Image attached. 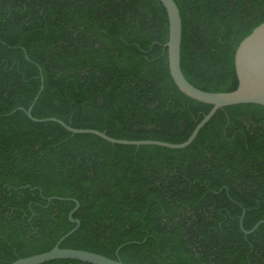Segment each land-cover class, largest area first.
<instances>
[{"label": "trees", "instance_id": "trees-1", "mask_svg": "<svg viewBox=\"0 0 264 264\" xmlns=\"http://www.w3.org/2000/svg\"><path fill=\"white\" fill-rule=\"evenodd\" d=\"M180 68L194 87H237L234 53L264 0H173ZM159 0H0V264L59 245L124 264H264V107L218 109L168 71ZM61 198V199H59ZM43 264H88L53 260Z\"/></svg>", "mask_w": 264, "mask_h": 264}, {"label": "water", "instance_id": "water-1", "mask_svg": "<svg viewBox=\"0 0 264 264\" xmlns=\"http://www.w3.org/2000/svg\"><path fill=\"white\" fill-rule=\"evenodd\" d=\"M162 4L168 21V36L165 43L167 52V65L169 75L177 89L188 98L211 105L210 110L196 124L188 138L178 144L156 141V140H121L107 136L104 132L94 129H76L67 126L62 121L50 118H35L31 116V108L37 100L43 85L41 84L38 93L35 95L32 104L25 114L33 122H56L72 134H93L112 144L120 145H154L170 149H183L190 145L195 139L199 130L211 119L214 113L223 107L239 104H254L264 107V22L252 29L237 45L234 53V70L237 78V87L229 92L203 91L191 85L184 77L180 68V44H181V18L179 10L173 0H159ZM61 199V198H59ZM75 206L68 214V220L75 224V227L63 235L56 244L48 251L16 259L9 264H43L53 260H76L88 264H124L117 257L119 246L115 250L116 259L104 255L73 248H61L60 243L79 226V220L73 219L72 214L78 208V202L74 200ZM264 220L258 221L251 229L244 230L242 217L239 220V227L244 235L253 233Z\"/></svg>", "mask_w": 264, "mask_h": 264}]
</instances>
